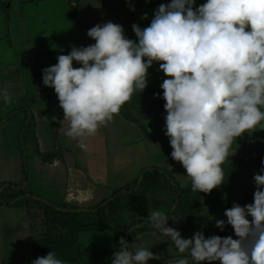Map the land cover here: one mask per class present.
Here are the masks:
<instances>
[{
    "label": "clouds",
    "instance_id": "1",
    "mask_svg": "<svg viewBox=\"0 0 264 264\" xmlns=\"http://www.w3.org/2000/svg\"><path fill=\"white\" fill-rule=\"evenodd\" d=\"M142 19H148L147 13ZM132 30L136 40L126 37L118 23L97 24L87 31L94 44L73 45L42 70L43 85L54 89L63 111L62 131L86 151L88 138L146 89L148 69L157 63L166 77L160 88L171 158L185 169L193 192L210 194L224 184L222 165L235 154L232 145L245 133L264 130V0H207L198 7L196 0H171L158 6L147 27L134 23ZM0 95L11 102L7 89ZM254 182V202L234 204L224 212L226 222L215 221L221 231L231 225L236 238H206L203 231L183 238L168 226L183 216L149 211L151 226L180 253H188L167 264H264V167ZM149 260L161 256L144 247L133 249L121 236L111 264ZM32 264L65 261L50 251Z\"/></svg>",
    "mask_w": 264,
    "mask_h": 264
},
{
    "label": "crops",
    "instance_id": "2",
    "mask_svg": "<svg viewBox=\"0 0 264 264\" xmlns=\"http://www.w3.org/2000/svg\"><path fill=\"white\" fill-rule=\"evenodd\" d=\"M130 1L104 0V7H101L102 16L100 15L96 24L102 25L108 21L118 23L123 26L126 37L136 40L132 25L135 23L143 28V21H139V14L133 21L116 14H109L111 8L119 5L127 6L128 9H140L136 0ZM82 2L83 0L80 2L76 0H0V10L4 12L2 5L6 4L12 15V21L9 20L8 23L9 30L13 32L17 29L18 37L28 43L27 50L22 40L19 44L15 43L12 48L15 55L12 58L15 60L0 65L2 76L18 80L16 87L10 85V90L6 88L10 97L15 95L12 92L18 88V92L23 97L17 107L31 109L36 122V142L27 143L30 157L27 180L29 196L26 199L38 201L43 198L56 205L65 203L77 207H94L108 199L115 190L139 178L142 170L149 166L168 168L182 184L181 187L186 188L190 184V179L182 165L171 158L172 148L168 137L160 134L147 135L143 124L134 122L121 113L115 116L112 122L102 126L95 136L88 138L86 151L77 146L76 140L64 135L60 123L63 119V111L59 107L54 89L43 85L41 68L44 62L45 68L56 64L57 57L61 54H69L73 45L81 47L95 43L86 36L84 26L81 34L77 35V25L72 13L73 7L80 8L79 3ZM206 2L207 0L203 1V3ZM59 20L62 23L57 25ZM46 26H54L52 33H46L48 30ZM44 38H49L54 43L50 45L49 40L44 43ZM74 66L80 67L76 62ZM158 68L159 65L154 63L148 69L146 88L160 86L164 78L155 73ZM1 103H4L2 95H0ZM25 119L26 115H23L17 120V124L8 122L0 127V135L1 129L6 132L1 140L0 167L5 169L7 166L16 164L18 168L17 180L3 178L2 184L5 186L0 190L2 199L7 185L19 186L22 183L21 147L20 151H11L9 139L15 137L12 145L17 144ZM62 127H68L67 121L62 122ZM53 152L59 154L54 159H48L46 155ZM10 193L11 191L8 195ZM2 199H0L1 207L5 206ZM7 227L6 219L2 217L0 237L7 238ZM5 258L0 257V264L7 260ZM9 260H22V258H9Z\"/></svg>",
    "mask_w": 264,
    "mask_h": 264
},
{
    "label": "rangeland",
    "instance_id": "3",
    "mask_svg": "<svg viewBox=\"0 0 264 264\" xmlns=\"http://www.w3.org/2000/svg\"><path fill=\"white\" fill-rule=\"evenodd\" d=\"M123 1L131 2L130 0ZM136 1L140 9L134 8L135 11H132V8L128 9L127 6L123 7L119 5L118 7L111 8L109 14H116L119 17L132 21L139 14V21H143L144 28L150 24L154 11L161 3L171 2V0ZM203 1L196 0V6L201 5ZM2 6L4 12L0 10L1 66L10 63L11 60H15L12 58L15 56L14 51H12L15 43L19 44L22 40L24 48L27 50L28 47V43L18 37L17 29H14L13 32L9 30L8 23L9 20L12 21V15L7 9L6 4ZM79 6L80 8L78 6L73 7L72 13L77 25V35L81 34L80 32L84 26L83 28L86 29L84 31L87 36V31L97 25V20L100 19V15L102 16L101 10L104 7V0L101 3L100 0H83L82 3H79ZM58 13L57 15L59 16ZM145 13H147L148 19H142ZM60 23H62L61 20L57 22V25ZM46 27H48L46 33H52L54 26ZM48 40L50 45L54 43L49 38H44L43 42L46 43ZM44 64L46 63L44 62ZM44 64L41 68L42 70L45 68ZM155 73L159 77L166 78L159 68ZM17 84L18 80L16 78L4 77L0 74V90L9 89L10 85L16 87ZM150 89L162 90L160 86H156L146 88L142 93L137 91L131 99H135L138 95H147L149 98L148 102L134 103L133 106H127L126 109L132 113L137 122L143 124L149 134L166 136L165 117L167 113L164 109L165 101L162 98L163 90L154 92ZM149 90L150 92H148ZM12 93H15V95L11 97L10 103L4 102L0 104V119L14 110L21 108L17 107V104L21 102L23 96L18 92V88H15V91ZM157 93H159V96L155 95ZM23 115H25L23 111L13 113L10 120L2 126H5L8 122L17 124V120ZM4 133L6 132H3L1 129L0 156L2 154L1 140L5 136ZM11 139H9L11 151H20L21 147L22 155L20 138L17 140V144L13 145L12 142L15 137ZM231 151L235 153L231 157L252 161L254 165L260 168L264 167V164H262V161H264V130L256 131L251 135L248 133L243 134L232 145ZM28 157H30L29 152ZM11 162L15 161L12 160ZM227 163L228 159L222 165L223 170ZM9 167L7 166L5 169L0 167V190L5 186L2 184L3 178L7 177L11 180L18 179L16 175L18 170L17 165L13 164L7 173ZM237 172L240 181V190L235 191L220 186L219 188L213 189L210 194L204 193L200 198L199 209L193 214L178 212L176 216H183V218L179 223H172L170 227L179 230L183 238H191L197 231H203L206 238L209 235L222 232L215 226V221L217 219L227 221V217L224 215L226 209L231 208L234 203H240L241 206H244L254 202V175L259 173L260 170L253 166L240 165L237 166ZM19 186L12 185L13 188H19ZM5 188L3 199L2 196L0 197L3 201L8 200L6 195L13 190L9 185ZM38 189H41V187H38ZM26 198L22 197V203L20 204H5L3 207L0 206V220L3 217L6 219L8 225L6 230L7 238L0 237V257H6L5 259L7 260L17 257L22 258V260H33L46 256L50 251H54L57 254V258L65 261V264H111V257L113 252L118 248L120 237L123 236L125 238L128 230L133 226L137 224L139 226L141 223L149 221V211L162 210L167 213L173 205L175 191L172 184L159 176L147 185L134 190L125 200V207L123 209L118 211L106 209L102 213L90 212L81 215L55 212L44 204H38V201ZM247 218L249 220L252 219L251 216ZM108 224L112 226L106 229L105 226ZM230 227L231 225L226 223L224 228L225 232L219 236H232L236 238L233 229L227 230ZM131 243L133 249L136 247L147 248L154 254H160L161 259H169L170 257L178 255H188L187 252L180 253L170 238L164 236L159 231L139 233L133 237ZM157 261L149 260L148 264H154ZM217 264H219L218 261Z\"/></svg>",
    "mask_w": 264,
    "mask_h": 264
},
{
    "label": "trees",
    "instance_id": "4",
    "mask_svg": "<svg viewBox=\"0 0 264 264\" xmlns=\"http://www.w3.org/2000/svg\"><path fill=\"white\" fill-rule=\"evenodd\" d=\"M28 1H37V0H28ZM79 1V0H76ZM76 7V6H74ZM155 91H162L160 89H150ZM150 90L148 92H150ZM149 98L147 95L140 96L138 95L135 97V99H131L129 102L124 104L121 108L120 113L124 115L126 118L137 122V120L133 117L132 113L129 112L126 108L127 106H133L134 103H141V102H148ZM18 111L25 112L26 119L23 124L20 139L22 144V157H23V179L22 183L19 186V188L15 187L13 188L11 184H9L10 188L13 189L8 195V200L4 201L5 204H20L22 203V197H28L29 193L27 191V180L29 176V165H28V150H27V143L28 142H36V122L35 117L31 109L29 108H20L16 109L10 114L6 115L4 118L0 119V126H2L4 123H6L10 118L12 117L13 113H16ZM144 127V126H143ZM145 128V127H144ZM147 135L149 132L145 130ZM59 153L53 152L46 155L48 159H54ZM245 165V166H253L257 169H261L259 166H256L252 163V161H248L245 159H238L236 157H229L228 163L224 166V184H222V187H227L232 190L238 191L240 190V181L239 176L237 172V166ZM164 178L167 182L173 185L174 191H175V198L173 200V205L171 208L167 211V215L169 217L176 216V214L183 213V214H193L195 213L200 206V198L204 193H200L199 191L193 192L191 184L188 185L186 188L181 187L180 182L176 179L174 174L165 167L160 166H149L142 170L139 178L134 180L132 183H129L128 185L119 188L113 192V194L103 201L102 203L94 206V207H77V206H70L65 203H62L61 205H56L50 200L40 198L38 200L39 203L46 205V207L51 208L55 212H63L62 214H76L81 215L83 213H102L106 209H112V210H121L125 207V200L128 198V196L136 189H138L141 186H145L151 181H153L156 177ZM239 204L240 203H234ZM233 204V205H234ZM241 206V205H240ZM251 221V220H250ZM173 223L172 220L168 221V226H171ZM111 224L106 225L105 228L109 229L111 228ZM232 227H230L227 230H231ZM147 231H158L157 229L153 228L151 226L150 221H146L141 223L139 226L138 224L130 228L126 234L125 240L131 244L132 246V239L135 235L139 233H144ZM224 231L219 232L217 234L213 235H220ZM212 235H209L210 237ZM133 248V247H132ZM188 255H178L175 257H170L169 259H161L155 262L154 264H167L168 261H173L176 259H180L183 257H187ZM35 260V259H33ZM31 260H5L3 261V264H32ZM217 264V262H215Z\"/></svg>",
    "mask_w": 264,
    "mask_h": 264
}]
</instances>
